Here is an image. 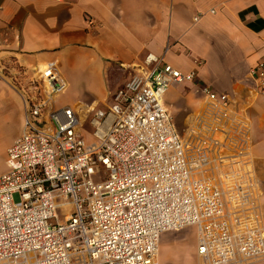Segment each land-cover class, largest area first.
I'll return each instance as SVG.
<instances>
[{"label":"built area","instance_id":"obj_1","mask_svg":"<svg viewBox=\"0 0 264 264\" xmlns=\"http://www.w3.org/2000/svg\"><path fill=\"white\" fill-rule=\"evenodd\" d=\"M145 64L88 116L91 149L80 113L56 105L67 89L56 63L39 69L0 174V264H158L161 235L188 227L200 264L264 258L247 120L201 87L205 108L182 135L165 96L196 72L153 54ZM251 77L264 95V62Z\"/></svg>","mask_w":264,"mask_h":264},{"label":"crops","instance_id":"obj_2","mask_svg":"<svg viewBox=\"0 0 264 264\" xmlns=\"http://www.w3.org/2000/svg\"><path fill=\"white\" fill-rule=\"evenodd\" d=\"M149 54L185 74H197L193 83L175 85L165 96L174 121L175 101L168 102L172 91L181 88L180 94L189 90L193 95L195 110L187 131L206 105L201 87L229 95L232 111L247 120L264 220V95L251 77L252 68L264 62V0H0V61L13 58L30 73L55 62L66 91L71 82L63 63L90 70L103 81L105 86L90 89L87 97L94 101L89 105L70 106L81 117L100 110L96 107L107 103L112 91L145 71ZM20 105L17 133L25 112ZM190 228L197 255L194 227L168 232ZM168 232L161 235L160 250L164 240L173 242Z\"/></svg>","mask_w":264,"mask_h":264},{"label":"rangeland","instance_id":"obj_3","mask_svg":"<svg viewBox=\"0 0 264 264\" xmlns=\"http://www.w3.org/2000/svg\"><path fill=\"white\" fill-rule=\"evenodd\" d=\"M63 70L71 84L67 91L56 98L58 108L67 105L75 107L86 103L89 105L91 101H94L91 97H87L92 86H97V88L105 86L97 75L92 74L90 70L85 68L74 70L63 63ZM38 72H28L20 67L13 58H6L0 61V174L7 170L8 147L20 134L17 133L19 114L23 111L20 102L25 106L26 99L40 93L38 89ZM180 89L177 88L172 91L168 102L173 103L175 101L172 104L173 106H171L174 121L180 133L186 135L189 120L195 110V106L193 95H188L189 90H184L180 94ZM113 92H111L107 103L98 105L96 108L108 110L112 104L111 96ZM79 95H83V97ZM87 118L88 116L83 114L82 135L86 140L87 148L91 149L97 146L98 141L93 135V129L89 124V118ZM168 234L173 236V242L170 240L163 241L160 254L157 258L158 264H200V260L196 255V235L192 231V228L186 230V232H168ZM248 264H264V258Z\"/></svg>","mask_w":264,"mask_h":264},{"label":"bare ground","instance_id":"obj_4","mask_svg":"<svg viewBox=\"0 0 264 264\" xmlns=\"http://www.w3.org/2000/svg\"><path fill=\"white\" fill-rule=\"evenodd\" d=\"M159 246H160V243H159ZM159 251H160V248H159V250H158V255H159Z\"/></svg>","mask_w":264,"mask_h":264}]
</instances>
